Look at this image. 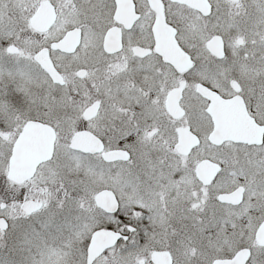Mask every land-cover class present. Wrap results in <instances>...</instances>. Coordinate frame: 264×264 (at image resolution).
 I'll return each mask as SVG.
<instances>
[{"label":"snow or ice","instance_id":"6c2138e0","mask_svg":"<svg viewBox=\"0 0 264 264\" xmlns=\"http://www.w3.org/2000/svg\"><path fill=\"white\" fill-rule=\"evenodd\" d=\"M0 264H264V0H0Z\"/></svg>","mask_w":264,"mask_h":264}]
</instances>
